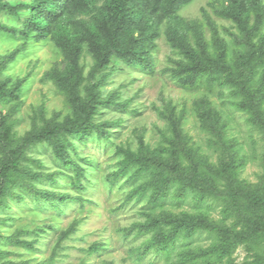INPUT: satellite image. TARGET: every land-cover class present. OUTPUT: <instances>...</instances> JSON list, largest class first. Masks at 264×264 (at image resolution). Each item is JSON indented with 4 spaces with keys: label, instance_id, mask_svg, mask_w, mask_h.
Segmentation results:
<instances>
[{
    "label": "trees",
    "instance_id": "1",
    "mask_svg": "<svg viewBox=\"0 0 264 264\" xmlns=\"http://www.w3.org/2000/svg\"><path fill=\"white\" fill-rule=\"evenodd\" d=\"M96 0H0V15L19 17L26 13L21 30L0 21V32L31 33L38 39L50 38L65 55L64 70H50V79L67 99L69 112L64 116L54 112L46 117L37 110L30 128L19 135L14 131L16 102L22 90V82L10 84L2 77L7 61L0 60V210L11 207L10 200H34L58 208L68 198L84 201L81 196L69 197L55 190L40 188L37 182L46 179L56 181L54 174L35 171L29 167L28 151L39 144H47L58 161L73 174H67L78 189L86 188L82 182L85 170L71 157L76 154L74 139L86 141L97 135L107 138L111 123L97 120L102 108L122 106L113 94L103 96L102 81L88 86L82 94L83 69L79 64L86 47L94 63L90 77L102 74L112 61L127 66L151 67V50L159 36L163 22H178L183 27H169L164 32L167 43L182 56L170 70L171 78L183 89L197 87L201 81L214 83L219 79L232 90L238 99L237 109L249 115L248 123L261 135L263 152L260 157L262 174L257 182L248 183L240 178L245 164L235 152L229 153L228 161L211 163L189 146L181 127V117L170 111L164 114L167 123L164 144L155 149L139 145L141 152L121 149L124 157L118 168L110 173L111 181L129 173L127 181L143 178L131 190L130 197L137 199L147 195L148 207L145 220L134 223L128 234L148 235L140 250L143 257L150 250L161 254L167 264H264V3L263 0H218L216 15L231 21L237 34H232L230 44L221 38L214 26L210 41L202 35L189 37L190 26L179 17L178 11L193 0H105L95 12L93 20L79 25L74 33H60L59 26L74 12L89 13ZM179 25V24H178ZM102 79V77L100 78ZM8 108L3 112V106ZM202 123L217 132L221 128V115L214 110L199 113ZM211 125V126H210ZM220 139L224 143V137ZM171 197L182 203L191 197L198 209L193 212H156ZM212 201L220 205L221 218L215 220L202 209ZM65 204V203H64ZM4 218L0 217V222ZM75 221L61 230L48 259L13 261L4 259L0 264H58L61 243L76 230ZM207 234L211 238L205 246L189 247L194 237ZM10 243L31 248L36 240L8 237ZM183 241V242H182ZM178 242V247H177ZM181 243V246L179 245ZM102 246V245H101ZM247 252L241 263L233 255L240 248ZM99 244L90 247L96 252ZM176 254L171 260L172 254ZM5 255L0 250V257ZM249 257V258H248ZM79 264H86L81 261ZM100 264H111L102 262Z\"/></svg>",
    "mask_w": 264,
    "mask_h": 264
},
{
    "label": "rangeland",
    "instance_id": "2",
    "mask_svg": "<svg viewBox=\"0 0 264 264\" xmlns=\"http://www.w3.org/2000/svg\"><path fill=\"white\" fill-rule=\"evenodd\" d=\"M104 2L96 0L92 12L69 14L59 26L58 32L74 33L79 25L91 22ZM217 8L218 0H193L183 6L178 15L190 26L189 37L192 40L202 35L210 41L212 28L216 26V33L230 44L229 56L232 58V34H237V29L231 21L216 15ZM25 16L26 13H21L17 18L6 13L0 15V21L21 30ZM169 27H183V24L162 23L151 50V67L147 69L127 66L114 60L102 74L93 79L90 72L94 60L87 48H83L79 60L84 76L82 94L86 93L89 85L101 80L103 96L113 94L122 106L102 108L97 117L99 121L111 123L107 138L94 135L86 141L73 140L76 154L72 152L71 157L85 170V178H82L86 187L84 189L72 185L67 175L73 174L72 169L64 167L47 144H39L28 151L31 158L38 160V163L29 161V167L54 174L56 180L50 182L42 179L36 183L38 187L55 190L69 197L81 196L85 200L68 198L65 204L57 202L58 208L55 209L25 193L23 196L26 199L23 201L14 202L11 199V207L0 210V217L4 218L0 222V250L5 252L0 261L31 260L37 263L47 260L59 232L77 221L76 230L57 250L58 264H79L81 261L86 264H100L104 261L111 264H167L164 257L153 250L140 257V250L144 248L142 241L148 235H135V231L128 234L127 231L134 223L145 220L143 213L149 206L147 195L139 199L135 196L129 198L131 190L143 178L127 181V173L112 182L109 175L118 168V161L124 157L121 149L141 152V143L150 149L164 144L168 125L163 116L170 111L178 117L182 116V132L190 148L211 163L228 161L229 153L235 152L238 158L245 161L240 178L248 183L257 182L263 172L260 163L263 141L260 133L248 123V113L237 109L235 105L238 99L223 79L211 84L203 80L192 89L180 88L175 83L170 70L182 56L166 41L164 32ZM0 60L7 61L2 77L9 80L10 84L22 82V90L16 101L19 106L12 115L17 134L21 135L30 128L37 110L44 111L46 117L54 112L64 116L70 111L66 96L45 76L50 70H64L67 67L65 55L52 39H38L32 33L25 37L20 31L0 32ZM7 108L8 104L3 106V112ZM207 109L220 113L222 130L218 127L217 132H213L209 125L201 122L199 113ZM221 135L224 143L220 139ZM162 202L163 206L157 208L156 212L179 213L201 209L197 208L191 197L177 203L169 196ZM202 209L215 220L222 217L217 203L210 201ZM10 236L30 241L35 239L36 242L31 248H26L10 243ZM210 241L209 235L200 234L193 238L189 247H205ZM94 244H99L100 248L91 253L90 247ZM175 256L173 253L171 260ZM246 256V250L240 247L233 258L236 263H241Z\"/></svg>",
    "mask_w": 264,
    "mask_h": 264
}]
</instances>
